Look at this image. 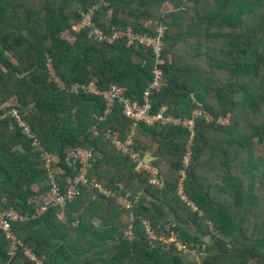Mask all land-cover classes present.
Returning a JSON list of instances; mask_svg holds the SVG:
<instances>
[{
    "label": "trees",
    "instance_id": "obj_1",
    "mask_svg": "<svg viewBox=\"0 0 264 264\" xmlns=\"http://www.w3.org/2000/svg\"><path fill=\"white\" fill-rule=\"evenodd\" d=\"M96 7L93 24L106 33L156 35L163 25L159 66L184 90L160 99L164 86L154 110L166 105L181 119L204 114L193 135L136 125L133 147L156 158L144 162L160 170L159 184L108 137L124 141L132 130L121 106L106 113L100 95L71 90L90 80L101 90L116 84L142 103L154 77L151 49L127 37L99 41L80 27ZM13 107L43 149L8 114ZM76 148L92 154L88 183L64 208L50 203L39 213L54 185L64 194L81 175L83 165L70 158ZM11 209L25 218L12 223L22 246L11 264H36L26 250L42 264H195L158 240L173 235L205 255L201 264H264V0H0V215ZM9 246L0 230V264Z\"/></svg>",
    "mask_w": 264,
    "mask_h": 264
},
{
    "label": "built area",
    "instance_id": "obj_2",
    "mask_svg": "<svg viewBox=\"0 0 264 264\" xmlns=\"http://www.w3.org/2000/svg\"><path fill=\"white\" fill-rule=\"evenodd\" d=\"M96 8L90 9L87 13L83 14L80 27L81 28H89V34L98 39L99 41H107L109 43L114 42L121 38H128V44H136L137 46H144L147 49H151L156 57L157 62L153 69V80L149 83L148 87L143 92L142 103L139 100H133L128 95L125 94L126 88L124 86H119L116 84H111L107 89H99L97 88L95 81L90 80L86 83H74L71 85L72 91L82 90L85 93H92L96 95H100L105 101V112H111L112 108L115 104L121 106L122 116L132 122V130L130 134L126 137L124 141H120L119 139L113 137L108 134V137L112 140L115 148L120 151L123 155L128 156L133 163L137 166L138 169L146 170L152 176L151 183L159 184L160 181L158 179L159 170L155 167L150 166L144 162V158L140 152H137L133 145V135L136 125L145 124L149 127H161L163 126H176L187 128L191 134H194L195 129V119L196 117L204 116L201 110H197L193 113L192 119H181L176 118L173 115L167 114L168 107L166 105L162 106L159 111L155 112L154 108V98L160 93L162 88L166 86V78L164 75V70L159 65L164 63V60L161 59V54L164 50L165 46V34L166 28L163 25H158L156 27V35L143 34L140 32H135L133 29L128 28L127 30H116L112 29L111 32L106 33L103 32L99 27H96L93 24V16ZM8 114H11L14 118V121L21 127L22 132L26 134L30 139L33 140V144L38 149H43L40 145L39 140L36 135L32 131L30 124L23 118L20 108L13 107ZM6 115V114H5ZM4 115V116H5ZM205 117L210 120V116ZM226 121V120H224ZM223 124V123H221ZM43 157L46 158L47 165L51 162V156L48 157L49 154L44 152ZM70 158H73L76 162L79 161L83 167L81 169V175L77 177L74 181V184L70 186L68 191L62 194L59 188L54 185L51 192V200H49V204H47L42 210L46 211L50 206L61 207L64 208L68 201L73 200L78 195L77 185L78 184H86L88 183V168L90 167L89 162L92 159V154L88 151L82 149H73L70 152ZM191 162V152H189L185 156L184 160V170L181 171V183H183L187 177L186 169L189 168ZM183 189V187H182ZM182 190L180 193L182 194ZM123 204L126 208L129 207V204L124 200ZM59 217L62 219L63 214H59ZM18 220H25L24 217H21L18 212L11 209L0 215V230H2L6 236V238L10 241V246L8 250V260L1 264H11L12 260L17 256L22 243L17 239L15 234L12 231V223ZM146 233L153 239L156 237L153 235V232L149 227L146 228ZM164 246H168L171 244H175L178 250L183 251L184 253H190L196 255V251H191L185 244H183L177 236L173 235L170 239H164L160 237L158 239ZM26 256L35 261L36 264H42L30 250H26Z\"/></svg>",
    "mask_w": 264,
    "mask_h": 264
},
{
    "label": "rangeland",
    "instance_id": "obj_3",
    "mask_svg": "<svg viewBox=\"0 0 264 264\" xmlns=\"http://www.w3.org/2000/svg\"><path fill=\"white\" fill-rule=\"evenodd\" d=\"M171 6L168 4V5H165V7L163 8V10L166 12H169V11H171ZM108 18H110V15H109V17ZM74 30H78V28H76V29H74ZM63 36L64 37H66V38H71L72 36H71V33L70 32H66V33H64L63 34ZM199 110V109H198ZM197 111V109L194 111V113ZM206 115H207V117L209 116V114L208 113H206ZM227 122L229 121V117L228 118H226L225 119ZM226 121H224L222 118L219 120V124L220 125H227V123H226ZM221 123H223V124H221ZM50 156L51 155H49L48 157L50 158ZM91 166V165H90ZM153 167V166H152ZM90 168V167H89ZM155 168H157V167H155ZM158 169V168H157ZM159 170V169H158ZM160 171V170H159ZM181 185V184H180ZM99 189H100V191L104 194V196H106V198H109V197H111V198H113V197H116V198H118L119 200H121V201H123L124 200V198L123 197H121V195L120 194H118V195H113V194H109L108 192H105V191H103V189H101L100 187H99ZM134 190V189H133ZM122 192L124 191V192H128L129 190L128 189H126V188H123L122 190H121ZM64 218V217H63ZM62 218V219H63ZM212 242V241H211ZM184 255H185V259L186 260H188V261H190V262H192V263H195V264H201V262L203 261V258H204V256L205 255H203V254H198V255H193V254H190V253H184Z\"/></svg>",
    "mask_w": 264,
    "mask_h": 264
},
{
    "label": "water",
    "instance_id": "obj_4",
    "mask_svg": "<svg viewBox=\"0 0 264 264\" xmlns=\"http://www.w3.org/2000/svg\"><path fill=\"white\" fill-rule=\"evenodd\" d=\"M106 12H107V11L104 12V14H103V16H102V19H103L104 21L108 22L107 20H105ZM166 86H167V88H166V90L163 92V94L161 95L160 99H165V98L167 97V95L170 93V91H171L172 89H174V90H176V91H182V90H184V89L178 87L177 84H176L173 80H168V81L166 82ZM12 125H13V127L17 128L14 122H12ZM155 159H156V158H151L149 154H147V155L145 156V158H144V160H145L146 163H151V162L154 161Z\"/></svg>",
    "mask_w": 264,
    "mask_h": 264
},
{
    "label": "crops",
    "instance_id": "obj_5",
    "mask_svg": "<svg viewBox=\"0 0 264 264\" xmlns=\"http://www.w3.org/2000/svg\"><path fill=\"white\" fill-rule=\"evenodd\" d=\"M109 15H110V13L108 12L107 15H106V19H108V20H109V18H108ZM34 188H35V190H37V187H34ZM132 191L135 192V193H140L141 188H140V186H137L136 189H135V190H132ZM51 196H52V195L50 194V196L46 197L45 202H46V201L48 202L49 200H51V198H52ZM93 196H94V195H93ZM45 204H46V203H45Z\"/></svg>",
    "mask_w": 264,
    "mask_h": 264
},
{
    "label": "clouds",
    "instance_id": "obj_6",
    "mask_svg": "<svg viewBox=\"0 0 264 264\" xmlns=\"http://www.w3.org/2000/svg\"><path fill=\"white\" fill-rule=\"evenodd\" d=\"M107 13H108V12H106V15H107ZM103 14H104V13H103ZM106 15H105V20H107V21H108V19H106Z\"/></svg>",
    "mask_w": 264,
    "mask_h": 264
}]
</instances>
